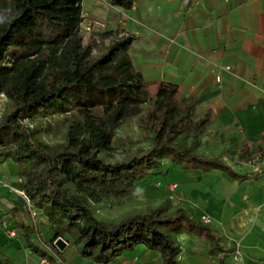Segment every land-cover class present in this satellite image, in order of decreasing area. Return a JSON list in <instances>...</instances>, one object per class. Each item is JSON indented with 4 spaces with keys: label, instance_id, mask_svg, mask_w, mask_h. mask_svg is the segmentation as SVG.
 <instances>
[{
    "label": "trees",
    "instance_id": "trees-1",
    "mask_svg": "<svg viewBox=\"0 0 264 264\" xmlns=\"http://www.w3.org/2000/svg\"><path fill=\"white\" fill-rule=\"evenodd\" d=\"M190 1L184 0L186 6ZM81 2L0 0V94L7 101L0 119V161L15 165L22 194L45 220L49 238L44 243L55 259L30 242L34 230L37 236L39 232L20 199L28 222L11 209L10 228L21 230L26 248L50 264H64L52 246L56 238L94 264H107L138 245L155 251L159 264H179L178 247L168 234L182 226L207 239L212 252L218 242L209 227L179 208L168 211L166 202L116 222L93 216L86 199L99 203L129 197L161 172L160 159L182 169L236 175L223 163L195 152L210 122L207 111L195 115V99L180 102L181 89L168 83H158L153 93L148 92V84L130 62L132 36L108 31L103 32L108 43L100 39L94 47L82 44ZM107 4L130 10L132 0ZM46 116L60 117L65 127L59 147L44 148L33 141V130L19 125ZM132 121L150 147L124 160H103L101 155L110 156L113 130ZM0 264L12 263L0 257Z\"/></svg>",
    "mask_w": 264,
    "mask_h": 264
},
{
    "label": "crops",
    "instance_id": "crops-1",
    "mask_svg": "<svg viewBox=\"0 0 264 264\" xmlns=\"http://www.w3.org/2000/svg\"><path fill=\"white\" fill-rule=\"evenodd\" d=\"M114 9L116 28L105 32L117 29L134 38L128 55L145 83L175 85L180 102L196 100V116L209 113L195 152L236 175L172 165L163 171L164 184L175 185L167 197L172 210L195 220L208 217L218 242L210 252L207 239L180 227L168 234L178 247V263L264 264V0H191L187 6L184 0H132L129 11ZM15 170L10 161H0V223L9 228V211H23L14 194ZM13 231L9 238L0 230V257L12 264H41L21 230ZM60 258L64 264H94L71 246ZM107 264H159V258L138 245Z\"/></svg>",
    "mask_w": 264,
    "mask_h": 264
},
{
    "label": "rangeland",
    "instance_id": "rangeland-1",
    "mask_svg": "<svg viewBox=\"0 0 264 264\" xmlns=\"http://www.w3.org/2000/svg\"><path fill=\"white\" fill-rule=\"evenodd\" d=\"M129 11V10H124ZM81 23L78 34L83 45L91 44L93 47L101 39L103 44L108 43L103 36V32L110 28H116V22L119 13L116 9L108 6L107 0H82L81 2ZM115 22L114 27L111 26ZM111 33L119 32L117 29ZM125 35V34H124ZM123 36V35H122ZM155 85H148V92L151 94L155 91ZM7 106V101L0 95V119L3 116ZM19 125L33 130L32 139L34 142L42 145L46 149H52L61 146L64 143L65 127L61 123L60 117L46 116L35 122L19 121ZM209 131V130H208ZM110 156L101 155L102 159L108 162L124 160L127 156L134 154L137 150L146 151L150 147V142L143 139L135 125V122H125L113 130L110 138ZM161 172L150 178L133 194L122 200L106 199L99 203H92L86 199V202L93 216L104 222H116L124 216L143 214L147 211L157 208L166 202V209L172 210L168 203V195L172 190L168 184H164L163 171L170 166L166 159H160ZM166 183V182H165ZM2 184L0 183V186ZM17 185V182H16ZM40 221L45 220L39 216ZM23 220L27 221L25 213H22ZM37 223V222H36ZM39 228V237L45 241L49 238V233L45 227ZM0 230H14L0 223ZM68 250L64 255H67Z\"/></svg>",
    "mask_w": 264,
    "mask_h": 264
},
{
    "label": "built area",
    "instance_id": "built-area-1",
    "mask_svg": "<svg viewBox=\"0 0 264 264\" xmlns=\"http://www.w3.org/2000/svg\"><path fill=\"white\" fill-rule=\"evenodd\" d=\"M224 69H226V67H224ZM215 81H218V77L216 76L215 77ZM1 95V94H0ZM2 96V95H1ZM16 182H17V185H19V179L17 178L16 179ZM174 187H175V185L174 184H172V185H170L169 186V189L170 190H173L174 189ZM14 194H15V196L18 198V199H20V200H22L23 202H24V204H25V207H24V210L27 212V214L29 215V218H30V220H31V222L33 223V225L35 226V227H37V224L38 223H40V222H42V221H40V214L38 213V211L37 210H35L31 205H30V203L28 202V200L25 198V196L22 194V192H21V190H20V188L18 189V190H15L14 191ZM198 221L199 222H201L202 224H204V225H208L209 223H210V219L208 218V217H206V216H204V215H200L199 217H198ZM37 222V223H36ZM15 235V232L13 231V230H9V231H7V236L9 237V238H12L13 236ZM33 237H34V239H33V242H34V244L41 250V251H43L44 252V254L46 255V257H49V258H52V259H55L54 258V255L52 254V252L50 251V249L47 247V245L37 236V234H36V231L34 230V234H33ZM57 240H60V242L62 243V248L60 249V248H58L57 247V245H56V241ZM52 246L55 248V250L57 251V252H61L63 249H65V248H67L68 247V243L65 241V240H63V239H61V238H56L53 242H52ZM40 263L41 264H46V263H48V261H47V259L46 258H40Z\"/></svg>",
    "mask_w": 264,
    "mask_h": 264
},
{
    "label": "water",
    "instance_id": "water-1",
    "mask_svg": "<svg viewBox=\"0 0 264 264\" xmlns=\"http://www.w3.org/2000/svg\"><path fill=\"white\" fill-rule=\"evenodd\" d=\"M56 245L58 248H60V249L62 248V243L60 242V240L56 241Z\"/></svg>",
    "mask_w": 264,
    "mask_h": 264
}]
</instances>
